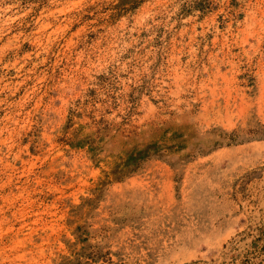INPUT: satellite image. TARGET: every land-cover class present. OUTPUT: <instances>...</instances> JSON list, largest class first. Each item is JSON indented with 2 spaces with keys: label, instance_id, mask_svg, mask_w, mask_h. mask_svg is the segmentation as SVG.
<instances>
[{
  "label": "rangeland",
  "instance_id": "rangeland-1",
  "mask_svg": "<svg viewBox=\"0 0 264 264\" xmlns=\"http://www.w3.org/2000/svg\"><path fill=\"white\" fill-rule=\"evenodd\" d=\"M0 264H264V0H0Z\"/></svg>",
  "mask_w": 264,
  "mask_h": 264
}]
</instances>
